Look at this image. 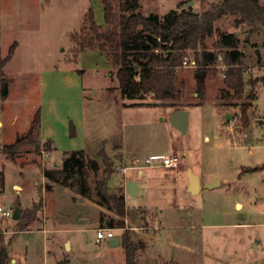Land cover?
<instances>
[{
	"label": "rangeland",
	"instance_id": "1",
	"mask_svg": "<svg viewBox=\"0 0 264 264\" xmlns=\"http://www.w3.org/2000/svg\"><path fill=\"white\" fill-rule=\"evenodd\" d=\"M219 2L221 0H140L145 16L157 14L161 17L180 5L203 13ZM90 10L94 11L95 21L104 25V6L99 0H3L0 64L8 58L14 44H17V54L7 69L9 73L4 72L15 79L9 85L14 95L10 105L1 99L0 74V108H4L6 125L0 131L1 139L12 144L16 132L29 125V118L34 114L32 104L41 107L43 113L51 111L62 123H67L78 120L84 101L90 136L108 135L118 127L117 120L121 122L125 155L139 158L134 167L145 166L146 158L155 153L169 156L171 148L175 147L179 156H183L182 152L187 153L185 164L190 165L192 172L210 184L217 181L219 186L204 188L195 195L185 189L190 181L189 172L168 178L159 169L150 172L144 168L145 175L136 177L140 185L138 195L127 196L129 216L118 217L113 211L99 206L96 219L87 216L86 225L91 231L74 234L82 241L87 239L86 245L81 244L74 251L72 248L66 250L67 234H57V239L52 242L53 234H48V239L44 231L45 227L67 230L75 224L76 210L70 194L43 190L39 175L45 165L55 168V156L48 164L47 152L42 150L39 154L33 146L26 147L18 153L15 164L6 159L0 148V171L6 176L4 191H0V206L8 210L13 204L15 208L20 207V220L25 217L20 224L28 223L23 228L18 223L20 220L0 218L5 243H12L10 252L14 264H25L23 256L30 264H54L55 258L70 260L72 264H126L121 245L112 247L108 240L103 244L95 242L98 230L108 227L111 219L125 225V228L115 229L119 238L124 232L132 233V239L138 245L135 253L138 264H264V29L250 33L252 27L238 23L239 17L229 14L216 22V32L206 41L208 50L216 53L215 44L221 33H235L243 41L241 49L247 51L245 78L259 80L256 101L247 103L251 105L248 127H243L238 120L242 102L230 106L219 99L227 70L221 54L214 70L205 75L207 90L203 104L188 106L191 111L189 131L180 136L166 117L173 108L170 105L199 103L195 94L197 67L178 69L184 86L177 101L160 103L154 94L133 102L123 99L105 55L78 53V45L71 38L80 33ZM248 39L249 44L246 43ZM184 60L195 62V52L187 50ZM27 84L31 88L26 95L15 97ZM246 90L249 91L250 86ZM116 102L124 105L117 112ZM133 103L144 106H133ZM17 114L21 117L20 122L15 129L10 128L9 122ZM227 114L234 116V121L228 124ZM56 135L60 150L66 148L62 134L58 131ZM118 151L116 148L112 152L107 143L88 150L91 157L101 163L98 177L92 175L90 180L93 188L97 180H104L109 193L115 195L124 183L123 162ZM101 152L103 157H99ZM105 158L113 162V170L109 171L104 165ZM2 159L8 161L6 165ZM22 168L28 171L24 172ZM254 168L259 170L251 173ZM243 169L245 173L240 177ZM33 172L37 174L33 176ZM90 201L98 205L95 200ZM87 209L93 215V209ZM102 215L105 222L100 221ZM158 219L165 227H194L164 229ZM241 223L252 226L234 227ZM157 235L167 242L148 238ZM142 243L145 248L141 247Z\"/></svg>",
	"mask_w": 264,
	"mask_h": 264
},
{
	"label": "trees",
	"instance_id": "2",
	"mask_svg": "<svg viewBox=\"0 0 264 264\" xmlns=\"http://www.w3.org/2000/svg\"><path fill=\"white\" fill-rule=\"evenodd\" d=\"M99 1L104 6L105 24L99 25L95 21L94 11L90 10L85 15L84 26L80 33L73 34L71 38L78 45V53L100 52L105 55L113 71L112 74L119 83L123 99L133 102L144 100L145 96L154 94L156 101L160 103L179 100L184 81L178 69L183 66L186 51L193 50L198 69L195 77L197 86L195 94L199 103L185 106H202L207 90L206 77L200 79L197 74L202 71L206 73L213 71L222 54L227 70L219 99L230 103V106L242 102L241 116L237 119L243 127H248V109L251 105L247 103L256 99L259 80L245 78L246 53L241 49L243 41L235 33H221L215 44L217 53L208 50L206 41L216 32V22L229 14L239 17L238 23L252 27L250 33L260 32L264 29V4L261 0H221L203 13H195L191 7L184 8L180 5L178 9L171 10L162 17L157 14L145 16L142 13L140 0ZM246 43L249 44V39ZM16 47L17 44H14L8 58L0 64L1 95L4 99L9 95V80L4 74V68L12 60ZM247 86H250L249 91L246 90ZM133 106L144 105L133 103ZM185 106L170 105L176 109ZM41 123L42 110L39 109L32 119L29 131L19 136L14 144L2 147V154L6 159L16 164L21 149L32 146L39 154L42 150L47 153L55 151L53 141L43 143L40 140ZM70 124V137L74 138L76 127L73 123ZM99 157H103L102 152L99 153ZM103 162L109 171L113 170V162L106 158ZM257 170L259 169L254 168L251 173ZM100 171V161L91 157L87 150L66 153L60 167L43 170V176L52 182L45 186V190L50 192L53 184L69 188L83 198L95 200L99 206L113 211L118 217L129 216L123 184L116 190L115 195L109 193L104 180H97L94 188L91 186L92 175L98 177ZM244 173L243 169L240 177ZM5 182L6 176L0 171L2 192ZM24 220L25 217L18 222L23 228L28 225L27 222L20 224ZM100 221L105 222L104 215L101 216ZM107 225L111 229L125 228L122 221L117 219H111ZM4 233L0 224V264H12L10 252L12 243L10 241L5 243ZM120 239L126 264H138L135 258L138 245L133 241L132 233L124 232ZM141 247L145 248V245L142 243ZM55 260L56 264H71L67 259L55 258Z\"/></svg>",
	"mask_w": 264,
	"mask_h": 264
},
{
	"label": "crops",
	"instance_id": "3",
	"mask_svg": "<svg viewBox=\"0 0 264 264\" xmlns=\"http://www.w3.org/2000/svg\"><path fill=\"white\" fill-rule=\"evenodd\" d=\"M2 3H3V0H0V21H1V14H2ZM262 3H263V1H262ZM1 29H2V24H1ZM16 50L17 49H15V52H14V55H13V59L15 58V55L17 54ZM244 52L247 53L246 50ZM83 53H85V52H83ZM90 53H93V54H96V55L100 54V53H96V52H90ZM13 59L5 66L4 72L7 71V73H9V70H7V69L10 68V65L13 62ZM6 77L9 80V85H12L13 84V81L15 79L14 78H10L9 74L6 75ZM25 77H26L27 80H29L28 79V76H25ZM30 88H29V86L27 84V86L24 87L23 89H21L20 90L21 92L18 95H16L15 97H20V96L22 97V96L26 95V92H28L29 91L28 89H30ZM8 91H9V95H8L7 98H5V99L3 98L2 99V97H1L2 102H4V104H6V105L7 104L10 105V103H12L13 102V99H14V95H12V91H11L10 88H9ZM256 99H257V97H256ZM256 99L254 101H256ZM122 107H124V105H121L119 102H116V108H115L116 109V112L117 111H120ZM1 108H0V131L2 132L5 129V126L6 125H5L4 121H3V119H4V116H3L4 115V108L3 107H1ZM31 108L33 110L32 113H34L33 114V117H34L35 113L39 109H41V107L38 108L34 104L31 105ZM185 109L188 110V112H189L188 119L190 121L191 111H190V107H187V106H185L183 108H179V109L170 108V112L168 113V115L166 117L167 121H169V117L174 112L179 111V110H185ZM56 114H57V112H56ZM33 117L30 116V118H29V125H26V127L23 128L21 132L20 131H17L16 132L15 140L19 136H23V135H25L29 131V129L31 127L30 124L32 122ZM20 119H21V117L19 116V114L15 115L10 120V122H9L10 128L15 129L18 126V124L20 122ZM86 119H87V114L85 112L84 101L82 102V108L80 110V116L78 117V120H76V121L69 120L67 123H64V122L62 123V121H60L58 117H55V114L54 113L52 114L51 111L44 112V113L42 112V123H41L42 124V127H41V133H40V135H41L40 136L41 137V141L45 143V142L51 140V141L54 142V148H55V151H53L51 153H48L49 155L47 154L48 155V157H47L48 159H46V162H48V164L51 161V157L52 156H55V158H56L55 167H59V166L62 165V162L61 161L63 159H65V154L66 153H69V152H72V151H79V150H83V149H85V150L88 151L89 149H91L93 147L96 149L101 144L107 143V144H109L111 146L112 152H114V150L116 148H117V150H119L118 152H120L121 162H123V170L124 169H127L126 171H124V173H125V181L123 183L126 201H127V196L128 195H130L132 197H136L138 195L140 185H139V181H138V179L136 177H142V176L145 175V173L143 171L144 168H147V170L150 171V172H152L155 169H159V170L162 171V173H164L165 175H167L168 178L171 175H174L176 177H180L181 174L183 173V171H186L187 173L189 172V174H190V181L187 183V186H186L185 189H187V191H189V192H191V193H193L195 195L200 194L203 191L204 188H207L205 185L210 184V182L203 181V179H202V177L200 175L195 174L194 172H192V169H191V167H190L189 164H185L186 163V160L188 158V155L185 152H182L183 160L181 162V165L179 167L175 168V169H169V170H167V169H164L163 167H161L159 165H155V166H152V167H145V166L139 165L138 168H135V170L134 169H131V168L134 167V165L136 163L138 164L139 158H136V157L133 158L132 156L130 157V156L125 155L124 146H123L124 139H123V135H121V129H120L121 128V122L117 120L118 127L115 128V130L112 133H110L108 135L97 134V135H94V137H92V136H90L88 134ZM70 122L73 123L75 125V127H76V136L74 138H71L70 137V133H69L70 125H71V124H69ZM94 130L97 131L96 128ZM175 130L177 132H179L177 129H175ZM58 131L62 134V136H63L62 138H64L65 141L67 142V147L64 148V149H61V150L58 147L59 145H58V141L57 140H59V139H58V136L56 135V132H58ZM44 132H45V134H44ZM180 136H184V135H182L180 133ZM15 140L13 141L12 144L15 143ZM75 142H78V144H75ZM4 145H10V144H7L6 142H4L1 139V136H0V148H2ZM171 151H172L171 154H177L175 147L171 148ZM154 156H166V155H161V154H156L155 153V154H152L151 157L146 158V160L147 159H150V158H152ZM2 160L4 162V159H2ZM7 162L8 161L5 160L4 164L6 165ZM46 168H48V170L53 169V167H50L49 168L48 165H45L44 168H43V170H45ZM22 170H24V172L28 171L27 169H24V168H22ZM129 171L136 172V174L134 176L133 175H130V173H128ZM35 174H37V173L36 172H33L32 175L34 176ZM191 175H194V176H196L198 178V185H197L198 191L197 192H193L192 189H191V186H192V183H191ZM39 176L41 177L42 183L44 185L43 190L45 192H47L45 190V186L47 184L52 183V182H49L45 178V176H43V171H42V174L40 173ZM130 183H134L136 185V187L134 189L135 190V192H134L135 195H133V194L130 193V190L128 188V185ZM213 189H215V188H213ZM55 191H63V192H66V193H69L70 194L71 200H72V203H73V206H74L73 209L76 210V211H74L75 214H74V217H73V219L75 220V224H74V226H70L67 230H62L59 227L49 230V229H47L45 227L44 228V231L47 233V235L50 234V233L53 234L52 237H51V241L52 242L57 239V234L60 235L61 232L67 234V238H66L67 239V242H66V250H69V249L72 248V250L74 251L75 248L76 249H79L82 246L81 244L86 245V241H87V239L85 241L80 240L79 237H75L74 234L83 233V232H86L87 230L89 231L90 229L86 225L87 224V218H88L87 216H89L91 219H93V217L96 219L97 218V215L100 213L99 212L100 211V208H99V205H96L95 203L91 202L87 198H83L77 192H74V191L70 190L69 188L66 189V188L61 187L59 185L53 184V188H52V190H50V192L54 193ZM16 201H17V199H16ZM238 203L239 202H237V204H236V207L237 208H238ZM12 206H14V204ZM22 206H23V208H25L24 205H22ZM88 207H90V208L93 209V211H94L93 215H90V213L88 212V209H87ZM127 208H129V207H127ZM159 221L162 222L161 220H159ZM162 224L164 225V229H166V228H169V229H175V228H177L178 229L179 228V229H182L183 230V229H188V228L194 227V226H190V225H188V226H176V225H171V226L169 225V226H167L166 225L167 227H165V224L163 222H162ZM249 226H252V225L251 224H247V223H241L239 225H235L234 227H237V229H239V228H242V227H249ZM103 228H108V227H103ZM52 231H54V232H52ZM115 235H116V233H115ZM148 238H153L156 241L167 242L166 240H163L160 237V235H157V236H154V237L153 236H150ZM48 239H49V235H48ZM115 239H119V241L121 242V239L117 235H116V238ZM88 240H89V238H88ZM95 242L97 244H103V242H97V235H96ZM68 245H69V248H67ZM15 246H16V244L13 246V248ZM14 252L16 254H20L19 252H16L15 249H14ZM211 258L214 259L213 257H211ZM23 261L25 262V264H30L29 261L27 260V258L24 257V256H23ZM12 262H13V264L16 263L14 260H12ZM54 264H56V263H54ZM71 264H72V262H71Z\"/></svg>",
	"mask_w": 264,
	"mask_h": 264
},
{
	"label": "water",
	"instance_id": "4",
	"mask_svg": "<svg viewBox=\"0 0 264 264\" xmlns=\"http://www.w3.org/2000/svg\"><path fill=\"white\" fill-rule=\"evenodd\" d=\"M206 71H202L201 73H198L197 74V77L198 78H204L205 75H206ZM189 117V112L188 110H179V111H176L174 112L170 117H169V121L171 122V124L173 125V127L175 129H177L182 135L185 136V134H187L188 130H189V126H190V121L188 119ZM225 120L227 123H231L234 121V116L232 114H227L225 116ZM61 164V163H60ZM191 183H192V186H191V189L193 192H197L198 189H197V185H198V178L194 175H191ZM207 188H210V189H213L215 187H218L219 184L218 182H214V183H211V184H207L205 185ZM135 187L136 185L134 183H130L128 185V188L130 190V193L135 195L134 192H135ZM11 210H13V221L17 222L20 220L21 218V215H22V210L20 207H17L15 208L14 206H12L10 208ZM111 243V246L112 247H119L121 242L119 241V239H114L113 241H110ZM67 248H69V245L67 246Z\"/></svg>",
	"mask_w": 264,
	"mask_h": 264
},
{
	"label": "built area",
	"instance_id": "5",
	"mask_svg": "<svg viewBox=\"0 0 264 264\" xmlns=\"http://www.w3.org/2000/svg\"><path fill=\"white\" fill-rule=\"evenodd\" d=\"M1 61V60H0ZM183 66L190 67V68H196V62L189 63L188 60H184ZM248 72V71H247ZM225 76V73H224ZM183 160V156H179L178 154H170L169 156H154L150 159H147L145 161V167H152L155 165H159L163 167L164 169H175L181 165V162ZM138 168V166L133 167L131 169ZM127 169H124L123 171H126ZM0 218L3 220H12L13 218V210H8L3 207H0ZM115 229L111 228H102L98 230L97 232V242H103V241H112L116 238L115 235Z\"/></svg>",
	"mask_w": 264,
	"mask_h": 264
}]
</instances>
